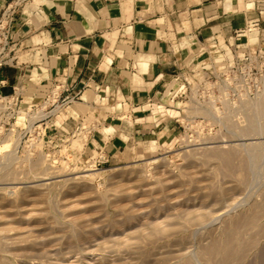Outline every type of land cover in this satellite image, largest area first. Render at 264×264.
Segmentation results:
<instances>
[{
  "label": "rangeland",
  "instance_id": "374dc122",
  "mask_svg": "<svg viewBox=\"0 0 264 264\" xmlns=\"http://www.w3.org/2000/svg\"><path fill=\"white\" fill-rule=\"evenodd\" d=\"M2 15L0 69L14 57ZM251 30L191 56L123 121L62 106L58 91L0 98V264H209L203 248L264 207V29ZM225 153L239 157L232 173ZM259 221L229 264H264Z\"/></svg>",
  "mask_w": 264,
  "mask_h": 264
},
{
  "label": "crops",
  "instance_id": "0c3cea01",
  "mask_svg": "<svg viewBox=\"0 0 264 264\" xmlns=\"http://www.w3.org/2000/svg\"><path fill=\"white\" fill-rule=\"evenodd\" d=\"M7 10L3 96L30 105L58 91L111 121L160 101L201 49L264 29V0H0Z\"/></svg>",
  "mask_w": 264,
  "mask_h": 264
},
{
  "label": "bare ground",
  "instance_id": "6f19581e",
  "mask_svg": "<svg viewBox=\"0 0 264 264\" xmlns=\"http://www.w3.org/2000/svg\"><path fill=\"white\" fill-rule=\"evenodd\" d=\"M262 109V108H260ZM256 117L254 119H257V115H255ZM259 116L261 118H264V109L263 110H260L259 112ZM253 118V117H252ZM262 121V120H261ZM264 121V120H263ZM257 123L255 120H253L251 122V125H252V130L253 131H258L260 132V128H259V125L257 126ZM264 124V123H263ZM250 125V126H251ZM264 126V125H263ZM250 128V130H251ZM7 146L9 145H5V148H7ZM253 146V145H252ZM254 148V147H252ZM246 149V148H244ZM252 150V149H251ZM256 151V150H254ZM246 152V151H245ZM249 152V151H248ZM212 154V153H211ZM219 154V153H218ZM253 154V153H252ZM257 154V153H256ZM243 156V155H242ZM220 157V155H219ZM238 155L236 154H232V153H225L221 156V159L227 169V171L229 173H232L233 172V165H234V161L236 159H238ZM247 158V156H246ZM258 159V158H257ZM255 159V161L257 160ZM261 160V159H260ZM4 161V160H3ZM258 161V160H257ZM10 162V161H9ZM237 162V161H236ZM241 162V161H240ZM243 162V168L246 167L245 165H247L244 160H242ZM3 165V164H2ZM4 166H6V164H4ZM241 167V166H240ZM252 167V166H251ZM257 167V166H256ZM248 168V167H247ZM244 170H247V169H244ZM250 171V170H249ZM251 206V205H250ZM254 207V206H253ZM259 208V206H258ZM253 209V208H252ZM252 209H251V213H252ZM247 210V209H246ZM241 211V210H240ZM236 212V211H235ZM225 213V212H224ZM223 213V214H224ZM234 213V212H233ZM199 215V214H198ZM222 215V214H221ZM232 215V213H231ZM246 215V214H245ZM251 215V214H250ZM246 216V217H242V218H239L238 220L234 221V222H231L230 225H226L228 227H226L225 231H224V239L222 240L221 243H214V244H210L209 247L207 248H203V256L205 258L204 261L207 260V262L209 264H229V262L231 260H241L244 258L245 256V253H246V250H247V247L249 244H245V243H242L238 240V235L240 233V231L244 228H247L249 226H253L255 225L259 220H260V217L261 215H264V207H262L260 210H257V211H253L252 215L251 216ZM218 218V216H217ZM223 218V217H222ZM226 218V217H225ZM262 219V218H261ZM221 220V219H220ZM263 221V220H262ZM260 222V221H259ZM260 225V224H259ZM175 228V227H174ZM262 232L261 233H264V224L262 225ZM213 232V231H212ZM212 235V234H211ZM156 236V235H155ZM258 236V235H257ZM257 236L255 238H253L251 240L250 243H254L257 241ZM213 237V236H212ZM262 237V236H261ZM221 238V237H220ZM259 238V237H258ZM261 239V238H259ZM247 240V239H246ZM211 241H212V238H211ZM246 242V241H244ZM210 243V242H209ZM208 243V244H209ZM201 246V245H200ZM186 251V250H185ZM201 256V257H203ZM195 257V255H194ZM186 258V257H185ZM200 260V258H199ZM201 261V260H200ZM198 263V262H197ZM183 264H191L190 262H186V263H183ZM195 264V263H194Z\"/></svg>",
  "mask_w": 264,
  "mask_h": 264
},
{
  "label": "built area",
  "instance_id": "2783aa9c",
  "mask_svg": "<svg viewBox=\"0 0 264 264\" xmlns=\"http://www.w3.org/2000/svg\"><path fill=\"white\" fill-rule=\"evenodd\" d=\"M25 1V0H23ZM2 18L4 19V21L9 25V28L11 27V23H12V15H11V10H7L3 12ZM12 61V60H11ZM2 88V83H0V90ZM56 93V92H55ZM55 93L53 94V96H55ZM0 98L1 100H6L9 102H14L15 106H18V102H19V96L14 94L13 96L10 97H3L0 93ZM60 100V98H58ZM77 101L76 97H70V96H66L61 100L62 106H66V105H71L73 103H75Z\"/></svg>",
  "mask_w": 264,
  "mask_h": 264
}]
</instances>
